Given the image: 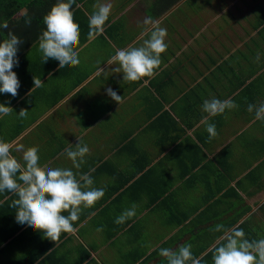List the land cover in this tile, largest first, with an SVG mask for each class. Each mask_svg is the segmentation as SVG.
<instances>
[{
  "label": "crops",
  "instance_id": "1",
  "mask_svg": "<svg viewBox=\"0 0 264 264\" xmlns=\"http://www.w3.org/2000/svg\"><path fill=\"white\" fill-rule=\"evenodd\" d=\"M187 1L163 0V10L168 2L175 4L157 13L151 3L158 0H75L80 63L59 68L56 60L43 62L38 51L46 29L42 17L56 0H0V23H8L0 29V42L8 31L22 40L19 65L12 69L20 81L18 95L0 93V104L13 109L0 117V140L12 145L18 160L20 145L35 146L41 166L94 169L92 187L104 189L93 207L82 209L73 223L76 231L61 233L58 242L18 224L10 207L17 197L0 193V264H162L167 262L159 255L162 248L191 244L197 253L208 245L200 258L222 235L212 231L217 224L244 225L246 239H264V121L253 122L254 113L247 111L248 104L264 102V0H229L216 12L205 6L195 10L204 19L199 25L193 11L187 12L191 21L180 22L178 9ZM101 3H111V11L103 34L89 39L88 17ZM174 13L176 29L182 36L189 29L191 36L175 39L181 44L176 48L165 39L167 49L153 77L123 81V74L113 71L119 65L108 64L109 58L148 38L143 31L151 25L145 19L171 30L164 25ZM214 21L225 35L217 33ZM189 48L196 57L181 64L182 74L174 78L175 64ZM33 76L42 87L33 88ZM108 88L122 96L119 104ZM213 97L231 99L238 108L209 117L217 131L209 140L202 104ZM69 103L71 111L32 134ZM21 109L28 111L26 118L13 115ZM78 140L89 148L79 170L61 155ZM133 204L136 215L116 224Z\"/></svg>",
  "mask_w": 264,
  "mask_h": 264
},
{
  "label": "clouds",
  "instance_id": "2",
  "mask_svg": "<svg viewBox=\"0 0 264 264\" xmlns=\"http://www.w3.org/2000/svg\"><path fill=\"white\" fill-rule=\"evenodd\" d=\"M75 0H56L50 10L42 17L45 30L38 37V51L42 61L53 59L59 62V68L78 66L80 63L78 46L80 44V27L74 21L72 5ZM111 3H101L88 17L89 39L102 35L105 22L108 20ZM25 15H27L25 13ZM25 23L30 26L31 17ZM143 35L147 39L139 47L128 46L116 49L108 64H118L113 71L123 74V81L137 82L144 77H153L161 64L160 55L166 51L165 37L167 30L151 18L145 19ZM8 23H0V29H7ZM22 40L12 31L0 42V93L18 95L20 81L14 67L19 65L17 52ZM257 61L259 56L256 57ZM33 88L43 86L40 78L33 76ZM32 88V89H33ZM107 95L117 104L122 96L111 88ZM7 103H10L7 102ZM238 108L231 99L220 100L215 97L204 100L203 112L207 113L201 123L206 125L209 140L217 135L215 124L208 123L209 117L223 114L226 110ZM247 111L254 113V121H264V102L259 105L248 104ZM13 113L11 107L0 104V117ZM28 111L21 109L19 118H26ZM16 151L22 153L21 160L12 155V145L0 140V193L5 191L17 197L10 207L15 208V219L18 224L40 231L44 237L58 242L61 233L73 234L76 229L73 223L78 221L82 209H88L104 196V189L92 187L94 181L90 169L86 173L73 172L71 168L47 167L39 164L38 148H24L20 145ZM89 148L78 140L75 147L71 145L61 155L71 161L72 168L79 170L85 163L84 157ZM67 212L68 215L63 213ZM136 215V205L126 209L115 219L116 224H123ZM102 229H97L100 231ZM212 231L222 233L210 247L212 264H264V239L248 240L244 231L235 226L225 228L217 224ZM192 245L185 244L178 249L162 248L159 255L166 258L167 264H201L203 257L192 254Z\"/></svg>",
  "mask_w": 264,
  "mask_h": 264
},
{
  "label": "rangeland",
  "instance_id": "3",
  "mask_svg": "<svg viewBox=\"0 0 264 264\" xmlns=\"http://www.w3.org/2000/svg\"><path fill=\"white\" fill-rule=\"evenodd\" d=\"M225 1H229V0H201L200 3L197 0H188L185 3V5H184L186 9L183 6L178 9V12L180 11V13L182 14V18H180V20H181L180 22H182L183 17L184 18L187 17V20L189 19L188 15H187V12L189 13V11H193V13L196 16V18L193 19L194 22H196V23L198 21L199 22H203L204 19L202 18V16H200L198 14V11H195V10L200 9L199 10V13H200L203 10H205L206 7L210 6L211 7L210 9H212L214 12H216V10L220 11L221 9H223V7L221 5ZM151 4L154 5V8L156 9L157 13L163 10L162 7H163L164 3L161 4V3H158L157 2V4H156V2H155V3H151ZM186 10H188V11H186ZM174 17L176 18L175 13L172 15L171 18H168V21L165 22V25L164 26L169 27L171 29V30H168L167 29V36L165 37V39L166 40L168 39L167 42L169 41V43L174 44V48H176L177 45H181V44L177 43L175 41V39H178L179 41L185 42L186 41V38L185 37H188L189 38L191 36V33H193V32H191V30L187 29V36H185V35L182 36V32L181 31H178L176 29L175 25H174V20L175 19L172 20V18H174ZM169 21H172L173 22V28L174 29H172V27L169 25L170 24ZM189 21H191V20L189 19ZM247 21L249 23H251V19L250 18L247 19ZM197 25H199V23H197ZM213 26H215L216 27V30H218L217 33H220L221 35H225L224 32H223V30H222V26H221V23L220 22L214 21ZM183 31L185 32V30H183ZM163 53H165V52H163ZM195 57H196L195 48H189L187 51H185L183 53V57L181 56V58L177 60V62L179 63V66L180 67H178V63L175 64V67L174 68H177V69H175L176 74L175 75L173 74V76H175L174 78H178L180 76L178 74H182V72H180V70H181V64H183L184 66H187V65H189V61L191 59H194ZM102 76H105V75H102ZM186 76L189 77L190 74H186ZM67 107L66 108L63 107V108L60 109V111H57L56 113H54L53 115H51L48 119H46L45 122H43L40 126H38L32 134L41 133V131L46 127V123L55 124L56 123V117L57 116H59L60 114H62V116H64L65 110H70L71 111V109L73 107L72 103H69ZM32 109H35V108H32ZM38 111H39V109H38ZM13 115L16 116V117L18 116L17 114H13ZM259 126H260V128H262V125H259ZM257 128H258L257 126L254 127L253 130L250 131V134L251 135H254V130H257ZM263 166H264V163H263ZM142 240L140 242H142ZM137 243H139V242H137ZM142 244L146 245V243H143V242H142Z\"/></svg>",
  "mask_w": 264,
  "mask_h": 264
},
{
  "label": "trees",
  "instance_id": "4",
  "mask_svg": "<svg viewBox=\"0 0 264 264\" xmlns=\"http://www.w3.org/2000/svg\"><path fill=\"white\" fill-rule=\"evenodd\" d=\"M168 1H171V0H168ZM158 3H161V4H162V3H163V0H158ZM173 4H175V2H174V3L172 2V4H170V3L168 2V5H169L168 7L170 8ZM168 7L165 8L164 10H162V11L167 10ZM239 228H241L242 230H245V226H244V225H240ZM207 246H208V245H206L203 249L199 250L197 253H192L193 256H194V257H198V256L200 255V253L203 252V251L207 248ZM211 256H212V253H211V252L207 253V254L203 257V259H202V261H201V264H205L206 262L211 261V260H212ZM162 264H167V262H164V263H162ZM189 264H190V262H189Z\"/></svg>",
  "mask_w": 264,
  "mask_h": 264
}]
</instances>
